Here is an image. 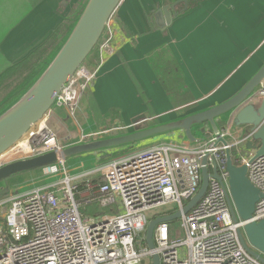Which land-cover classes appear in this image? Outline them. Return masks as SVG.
I'll list each match as a JSON object with an SVG mask.
<instances>
[{
	"label": "built area",
	"instance_id": "built-area-1",
	"mask_svg": "<svg viewBox=\"0 0 264 264\" xmlns=\"http://www.w3.org/2000/svg\"><path fill=\"white\" fill-rule=\"evenodd\" d=\"M106 31L105 39L97 43L100 50L110 45L108 23L101 37ZM95 76V71L80 65L52 108L64 109L74 118L80 96ZM47 118L46 113L23 135L14 153L12 147L0 155V166L65 147ZM220 134L232 137L226 129ZM247 138L232 137L226 145H214L212 137L187 148L149 144L118 154L93 171L62 172L58 183L4 196L0 264H150L154 253L159 264H264L247 252L239 238L247 222L264 218V155L253 158L244 150ZM225 149L236 165H246L249 181L262 193L249 220L232 218ZM203 166L219 179L209 177L203 197L176 219L177 231L171 222L155 226L150 249L145 241L148 221L181 210L199 190ZM45 168L51 174L58 170L56 164ZM83 204L96 208L94 216L80 212Z\"/></svg>",
	"mask_w": 264,
	"mask_h": 264
},
{
	"label": "crops",
	"instance_id": "crops-1",
	"mask_svg": "<svg viewBox=\"0 0 264 264\" xmlns=\"http://www.w3.org/2000/svg\"><path fill=\"white\" fill-rule=\"evenodd\" d=\"M81 1L39 0L28 7L0 39V57H10L16 46L34 47L46 39ZM163 6H168L172 20L160 29L153 14ZM75 17L66 24L64 35L74 25ZM108 24L109 48L100 50L97 46L89 58L92 68H88L96 76L79 101L77 116L75 113L74 118H69L64 109L51 108L47 112L50 126L65 146L90 139L93 132L86 129L115 123L129 131L132 119L138 115L148 118L147 124H157L221 103L234 95L264 63V0H121ZM13 42L14 46L9 47ZM9 48L12 50L8 51ZM160 50L179 67L182 75L179 91L187 96L183 102L170 99L152 67L151 57ZM234 117V114L224 116L220 131L226 129L236 140L243 136ZM75 123L79 130H75ZM209 131L206 126L207 141L213 137ZM232 137L227 136V140ZM152 143L182 148L201 145L169 137ZM90 157L99 160L94 153L70 159L76 162ZM99 164L84 171H93Z\"/></svg>",
	"mask_w": 264,
	"mask_h": 264
},
{
	"label": "water",
	"instance_id": "water-1",
	"mask_svg": "<svg viewBox=\"0 0 264 264\" xmlns=\"http://www.w3.org/2000/svg\"><path fill=\"white\" fill-rule=\"evenodd\" d=\"M120 2L121 0L82 2L74 25L68 29L49 58L42 62L37 75L24 90L0 110V155L14 147L52 108L58 92L97 45ZM153 17L160 29H164L172 20L168 6L157 9ZM263 91L264 63L234 95L221 103L157 124H147L148 118L138 115L132 119V130L90 138L66 145L59 151L51 150L6 163L0 166V184L20 173L62 163L83 154L94 153L98 159L115 157L125 149L145 146L161 137L173 138L186 144L205 143L206 126L215 138L214 145L218 143L226 145L228 140L221 136L217 121L230 114L235 116V125L241 127V136L248 137L243 149L249 151L253 158L264 155V94H260ZM170 133L175 135L169 136ZM225 158L228 192L234 207V209L231 207L232 218L249 220L262 193L249 181L246 165L234 164L229 149H225ZM204 163L205 157L202 158V164ZM201 173L199 190L181 210L156 216L148 221L145 241L150 249L154 247L155 226L159 223L175 221L182 214L187 213L207 191L209 177L219 179L214 170L210 174L205 166L202 167ZM6 191L7 189L4 188L0 194ZM239 238L247 252L264 263V218L247 222L242 233L239 232ZM150 264H159V256L156 253L152 254Z\"/></svg>",
	"mask_w": 264,
	"mask_h": 264
},
{
	"label": "rangeland",
	"instance_id": "rangeland-1",
	"mask_svg": "<svg viewBox=\"0 0 264 264\" xmlns=\"http://www.w3.org/2000/svg\"><path fill=\"white\" fill-rule=\"evenodd\" d=\"M22 1H23V3H21ZM83 1L84 0H82L81 3L79 4V6H77V11L75 12V14L79 13V11L81 9V4ZM28 6H29V4H26L24 2V0H3V3H2L0 8H2V7H5V8H4L3 14L0 15V39L3 37V35L11 27H13L16 24V22H18V20L24 14V11L28 8ZM9 14H11L12 16L8 17ZM107 33H108L107 31L104 33L103 37H101V39L99 40V43H100V41L102 42V40L105 39ZM63 35L64 34H60V38ZM14 44H15V42L11 43L9 45V47L14 46ZM58 44H59V42L56 44H51V46L48 48V50L46 52H42L40 61L44 62L45 60H47L50 56V53L53 52V50L55 49L56 46H58ZM22 47H24V48H22ZM16 48H17V50H14V52L11 54L10 58L13 59V62L17 61L16 62L17 64L12 66V69L10 71H8L11 67L10 63H9V65L7 63L0 64V73H3V72L6 73V75L0 76V102L2 101L0 103V110L2 108H4V106L7 103H9L11 100H13L22 90H24V87L26 86V84L28 82V81H26L21 85L20 83L23 80L22 75L19 74V72L15 71V70L20 66V64L23 63L20 59L23 56H26L29 53V51L32 49V47L28 46V45H23V46H16ZM10 50H12V49L9 48L8 51H10ZM20 50L22 52H19ZM90 56H91V54H90ZM90 56L88 55L89 58H90ZM88 57L85 59L84 64H87V61L89 59ZM28 58H30V57H27V59H26L27 61H28ZM26 60H25V63L22 64L23 66L26 65ZM42 62H39V64L36 66V72H38V70L41 69ZM78 107H79V103H78L77 109H78ZM77 112H78V110L76 111V116H77ZM173 114H175V113H173ZM114 124L115 123H113L112 125L106 126L105 128L104 127H100L99 129L97 128L98 130L95 128L94 129L93 128L92 129H86V127H85L86 125H84L83 128H84V130L86 129L87 132H89V131L93 132V133L89 134L90 138L97 137L96 135H103L106 133L108 134V132L118 133V131L125 129L124 127H122L123 125H121V124H117V125L116 124L114 125ZM75 127H76L75 130H77V129L79 130V125L77 123H75ZM129 129H131V127ZM94 130H96V131H94ZM80 134L78 133L77 137H79ZM83 134H86V132ZM228 141L230 142L231 140L228 139ZM148 145L149 144H147L146 146H148ZM15 147L13 149H11V153H14L16 151L17 148H15ZM141 148H143V147L138 146L137 148L125 149V151H123L119 154H123V153L127 154V153H130L134 150L141 149ZM233 155H234V153H233ZM100 160H102V161H100ZM105 160L106 159L96 160L92 157L87 158L85 161L80 160V161L75 162V159H69L67 161L65 160L63 163H56V167L58 170H57V173H55V174H51L50 172H48V168H42V169L37 170V172L34 175L32 174L31 179L25 180L20 176L19 177L14 176V177H11L10 179H8L7 181H4L2 184H0L1 185L0 187H4V186L9 187L8 193H12L14 191H16V192L21 191L22 192L26 189L32 188L33 186L34 187L46 186V185H49V184L56 182V181H57L56 183H58L63 179L62 172H67L68 175H75L77 173L84 172V170H86L84 168L92 167L93 165L96 166L97 164L102 163ZM4 196L5 195L0 196V201L2 200V198H4ZM166 208H169L168 210L171 211V207H166ZM4 210H5V207L3 205H0V220L3 216ZM95 211H96V208H92L91 206H86L84 204L80 205V212H82L84 215L94 216V214L92 212H95ZM171 224H172V227L177 231L176 220L172 221ZM176 231H175V233H176ZM177 234L179 236L184 235V233L181 231H178Z\"/></svg>",
	"mask_w": 264,
	"mask_h": 264
},
{
	"label": "trees",
	"instance_id": "trees-1",
	"mask_svg": "<svg viewBox=\"0 0 264 264\" xmlns=\"http://www.w3.org/2000/svg\"><path fill=\"white\" fill-rule=\"evenodd\" d=\"M38 1L39 0H24V2L26 4H29L28 7H31V6L35 5V3H37ZM2 3H3V0L0 1V7H1ZM21 3H23V1ZM4 8L5 7L0 8V15L3 14ZM10 16H12V15L9 14L8 17H10ZM96 49H97V45L91 51V53H90L91 56L89 54L90 58L92 57V55H94V52H96L95 51ZM89 60L90 59H88L87 64H84V63L83 64L85 66L89 67V68H92V64L89 63ZM4 63H7L8 65L10 63V66L13 65V62L11 61L10 57H8V58L0 57V64H4ZM151 64H152V67H153V69H154V71H155V73L157 75L158 80L163 85V87L165 88L167 93H169L168 95H169L170 99L175 101L176 103L183 102L184 100H186L187 99L186 93L179 91V87H181L180 84H182V75H181V72H180L179 67H178L177 63L175 62V60L170 58V57H168V56H166L164 50H160L159 52L155 53L151 57ZM2 74H5V73L4 72L0 73V76ZM87 90L88 89H86V90H84L82 92V94L80 96V99H81L82 96L86 95ZM80 99H79V101H80ZM185 102H187V101H185ZM217 122H218L219 128H222L224 126L223 119L220 118ZM97 127H99V126H97ZM127 130L128 129L125 128L123 130L118 131V133L126 132ZM111 134H117V133L108 132V135H111ZM208 135L209 134H207V136ZM112 158H114V157H110V158L106 159L105 161L110 160ZM233 162H234V164H236L234 159H233ZM39 169H42V168L34 169V170H31V171H28V172H23V173H20V174H18L16 176H18V177L20 176L23 179L28 180V179H31L32 178V174L34 175L37 172V170H39ZM4 188L7 189V191L4 192L3 194H0V196L1 195H5L6 196V195L10 194V193H8V188L9 187H7V186L6 187L4 186L3 188H1L0 191H3Z\"/></svg>",
	"mask_w": 264,
	"mask_h": 264
},
{
	"label": "flooded vegetation",
	"instance_id": "flooded-vegetation-1",
	"mask_svg": "<svg viewBox=\"0 0 264 264\" xmlns=\"http://www.w3.org/2000/svg\"><path fill=\"white\" fill-rule=\"evenodd\" d=\"M69 11H72V12L70 13ZM69 11H68L69 13L64 17L63 21H61V23L49 34V36L46 39L40 41V43H37L34 47H32V49L29 51V53L26 56H23L20 59L23 62L22 64H24L27 57H30V58H28V61L26 60L25 66L20 64V66L15 70V71H18L19 74L22 75L23 80L20 83L21 85L26 81H28L27 84H29L31 82V80L36 76V74H37L36 66L39 64V62H42V61H40L42 52H46L48 50V48L51 46V44H56V43L60 42V40H61L60 34L65 33L66 24L69 23L73 17H75V12L77 11V8L74 6ZM71 24H73V22ZM11 61L13 62V60H11ZM16 62L17 61L13 62V65H11V67L8 71H10L12 69V66L17 64ZM4 75H6V73L2 74L1 76H4ZM27 84L25 87L28 86ZM25 87H24V89H25Z\"/></svg>",
	"mask_w": 264,
	"mask_h": 264
}]
</instances>
